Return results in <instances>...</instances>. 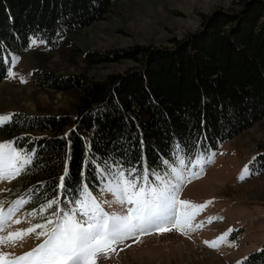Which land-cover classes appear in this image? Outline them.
Segmentation results:
<instances>
[{
	"label": "trees",
	"instance_id": "trees-1",
	"mask_svg": "<svg viewBox=\"0 0 264 264\" xmlns=\"http://www.w3.org/2000/svg\"><path fill=\"white\" fill-rule=\"evenodd\" d=\"M110 11L111 0H0V82L7 73L4 54L10 50L25 53L33 33L55 51L74 29L102 20ZM203 25L198 33L173 38L160 47L87 51L84 59L90 65L124 59L135 62L125 72L103 80L34 71L37 84L58 91L79 89L77 112L59 117L15 113L0 125V137L12 141L18 150L35 149L33 163L13 179L14 189L24 198L31 195L32 207L51 198L69 141L70 174L76 183L88 139L93 151L106 155L114 151L111 142L123 138L115 148L126 153L118 155L140 168L143 165L137 160L144 152L146 165L152 168L161 156L169 157L173 132L189 144L198 140L195 151L202 156L263 119L264 0H242L239 8L205 17ZM202 97L206 102H201ZM101 107L103 112L98 113ZM93 123L98 129L95 133ZM141 136L144 149L139 147ZM258 148L251 165L253 172L262 173L264 143ZM85 178L91 190L103 181L97 182L90 166ZM61 191L57 194L63 199ZM243 264H264V247Z\"/></svg>",
	"mask_w": 264,
	"mask_h": 264
},
{
	"label": "rangeland",
	"instance_id": "rangeland-1",
	"mask_svg": "<svg viewBox=\"0 0 264 264\" xmlns=\"http://www.w3.org/2000/svg\"><path fill=\"white\" fill-rule=\"evenodd\" d=\"M241 1L111 0V11L102 20L74 29L59 49L51 51L46 42L40 43L44 39L33 37L37 42L25 53L10 50L4 54L7 73L0 82V115H74L79 89L58 91L42 86L36 83L34 71L103 80L109 74L125 72L135 62L124 59L90 65L84 59L87 51L104 53L136 45H167L173 38L198 33L204 27L205 17L239 8ZM16 57L19 59L13 63ZM9 69L14 75H9ZM4 141L0 137V142ZM263 143L264 118L201 156L202 162L188 165L195 175H188L185 170L187 180L179 197L192 205H204L195 210L193 230L187 234L175 230L150 232L139 240L130 237L117 246L111 257L98 264H243L246 257L264 247V172H253L251 165ZM241 175L243 179L239 178ZM154 179L149 176L150 181ZM12 182L0 180V189H3L0 202L5 210L12 201L24 198ZM103 185L104 181L92 190L93 194H98ZM104 198L112 199V196L104 193ZM31 205L28 201L18 209L21 224L9 225L11 229L30 226L29 222H43L38 215H27L34 208ZM197 224L202 226L196 227ZM224 233L227 235L218 240ZM205 241H215L216 247ZM37 243L39 239L29 234L17 246H0V250L19 255Z\"/></svg>",
	"mask_w": 264,
	"mask_h": 264
},
{
	"label": "snow or ice",
	"instance_id": "snow-or-ice-1",
	"mask_svg": "<svg viewBox=\"0 0 264 264\" xmlns=\"http://www.w3.org/2000/svg\"><path fill=\"white\" fill-rule=\"evenodd\" d=\"M35 35L36 33H33V36L29 37V47L37 42L33 38ZM44 42L40 40V43ZM18 59L19 57H16L12 62L15 63ZM9 75H14L11 69ZM201 102H206V98L202 97ZM97 112L102 113L103 107ZM11 118V113L0 115V125ZM200 123L204 125L205 121L202 119ZM93 130L94 133L98 131L95 123ZM67 136L68 133H65V137ZM122 141L123 138L121 141L111 142L114 151L101 155L93 151L92 141L88 139L81 178L76 183L70 174L71 141L68 142L63 172L58 177L59 183L51 198L46 197L43 203L27 213L28 216L38 215L43 222H29L30 226L13 230L9 225L21 224L22 217L17 215L18 209L27 204L32 196L17 198L6 210L0 202V246L15 247L29 234L39 239V243L19 255L0 250V264H98L99 261L111 257L117 246L130 237L139 240L150 232L164 233L175 230L187 234L193 230L195 210L202 209L204 205H192L188 200L180 199L179 193L187 180L185 170L187 169L188 175H195L188 165L202 162V157L195 151L199 141L193 140L189 144L188 140L179 139L173 132L169 157L161 156L159 164L152 168L146 165L147 157L144 152H141L137 160V164L143 165L140 168L132 166L124 155H118L122 151L126 153V150L115 148V145ZM139 147H146L142 136ZM34 153L35 149L28 153L18 150L12 141L0 142V180L10 181L20 176L25 166L33 163ZM89 166L97 182L104 181L103 187L96 195L85 178V171ZM149 176L155 179L150 181ZM239 178L244 177L241 175ZM57 190H62L63 199H60ZM104 193L111 194L112 199L104 198ZM189 208L194 211H189ZM200 226L202 225H196ZM5 231L6 234H3ZM226 235L227 233H224L217 239H223ZM205 243L216 247L215 241Z\"/></svg>",
	"mask_w": 264,
	"mask_h": 264
}]
</instances>
